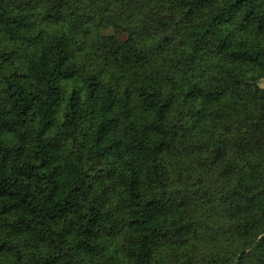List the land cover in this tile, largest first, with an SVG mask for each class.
<instances>
[{"label": "trees", "instance_id": "1", "mask_svg": "<svg viewBox=\"0 0 264 264\" xmlns=\"http://www.w3.org/2000/svg\"><path fill=\"white\" fill-rule=\"evenodd\" d=\"M262 79L264 0H0V264H264Z\"/></svg>", "mask_w": 264, "mask_h": 264}, {"label": "rangeland", "instance_id": "2", "mask_svg": "<svg viewBox=\"0 0 264 264\" xmlns=\"http://www.w3.org/2000/svg\"><path fill=\"white\" fill-rule=\"evenodd\" d=\"M261 85L264 87V79L261 80ZM179 168L183 169L182 172H179L177 175V179L179 180L180 179V175L182 174H188V172L190 171V168L188 166V163H184L183 165L179 166ZM220 224V225H219ZM218 225H215L214 228H218V227H221V224L222 223H219ZM229 257V255H227ZM237 256V254H235L234 252H232V254L230 255V258H235Z\"/></svg>", "mask_w": 264, "mask_h": 264}]
</instances>
